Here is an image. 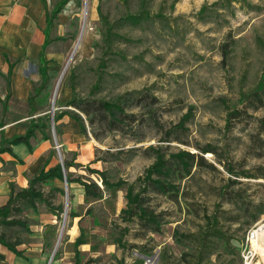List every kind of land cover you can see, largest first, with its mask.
Segmentation results:
<instances>
[{"label": "rangeland", "instance_id": "374dc122", "mask_svg": "<svg viewBox=\"0 0 264 264\" xmlns=\"http://www.w3.org/2000/svg\"><path fill=\"white\" fill-rule=\"evenodd\" d=\"M72 3L75 12L51 28L53 41L45 51L50 83L39 105L49 110L55 100L56 110L69 99L74 72L82 97L111 98L148 88L158 98L159 124L149 122L128 135L106 133L96 125L92 130L86 121L88 135L78 150L58 148L52 155L59 161L76 158L83 165L72 167L71 177L98 181L85 167L91 161L85 147L101 158L121 150V159L91 165L107 171L113 186L106 188L99 181L103 195L96 199L77 183L54 180L43 185L51 207L39 201L36 210L18 214L27 220L29 231L14 227L7 232L21 239L23 256L1 247L0 264H246L247 256V262L264 264V244H253L254 233L264 224V214H259L264 209V98L254 102L248 97L264 72V0H150L156 16L140 25L122 18L129 10L136 12L140 0ZM104 16L117 24L122 36L117 50L126 59L108 54L102 87L90 95L102 56ZM225 43L230 46L226 60ZM236 109L239 116L229 117ZM180 123L171 141H159ZM55 125L51 113L45 131L54 143L62 131L61 124L58 130ZM138 137L144 140L137 142ZM159 143L170 152L203 155L205 164L196 161L190 175L178 181L180 203L151 194L150 206L164 212L165 219L160 233L138 237V222L127 220L123 212L128 187L138 188L152 164L143 149ZM206 149L212 151L203 153ZM79 154L83 162L77 161ZM60 204L64 211L56 208L57 216L51 208ZM214 214L219 215L220 235L208 236L201 252L198 237L191 235L209 230L207 215Z\"/></svg>", "mask_w": 264, "mask_h": 264}, {"label": "trees", "instance_id": "16d2710c", "mask_svg": "<svg viewBox=\"0 0 264 264\" xmlns=\"http://www.w3.org/2000/svg\"><path fill=\"white\" fill-rule=\"evenodd\" d=\"M70 0H59L52 12H47V28L45 29L46 40L43 44V49L39 56V72L41 74V81L38 85L34 86L33 93L29 97V105L31 108V115L40 114L36 117H32L28 123L26 133L24 135L16 136L12 139L2 138L0 142V154L7 151H12L11 146L18 143L29 144L30 139L34 136L37 130L45 132L50 126L51 109L44 110L39 105L38 98L42 95V92L48 88L50 83L49 74V60L45 57V51L48 45L53 41L50 38V30L53 26L54 20L58 13L64 8V6ZM154 15L150 9V0H140L139 8L136 12L127 11L122 17L125 22L131 25H140L148 22ZM103 46L102 56L98 64V73L96 83L93 84L90 95H93L102 87L103 80L106 77L104 71L108 66L109 59L108 54H120L122 59L125 60L126 56L117 50V42L122 38L121 34L117 31V24L112 22L108 16L103 17ZM229 43H225L222 46L223 59L226 60L230 54ZM9 86V84H8ZM71 97L65 102L57 104L54 112L55 127L58 130V121L63 117L68 116L75 120L83 134L88 135L86 121L89 126L102 127L106 133L109 132H121L124 134H132L141 128L144 124L153 122L159 124L157 118V103L158 98L155 94L151 93L148 88L135 89L131 91H125L114 95L111 98H90L82 97L78 93L75 73L71 74ZM10 88L8 89V98L10 97ZM251 101H262L264 98V72L261 75L256 88L248 94ZM58 107H64L58 109ZM7 111V105H3V115L5 116ZM241 113L236 109L230 111L229 117H238ZM1 123H4L2 119ZM182 124L171 127L165 134L166 136L159 140L160 142L171 141L173 134ZM93 133V131H92ZM95 139H100V136L95 131L93 133ZM45 138L50 139V136L45 135ZM143 138H136L137 142H142ZM131 152H137L134 148L130 149ZM143 151L153 158L152 164L146 169V174L141 179V184L137 188V185H130L127 193V208L123 211L128 216L127 220H136L142 230L139 232L138 237H144L147 232L160 233L163 220L165 219L164 212H157L153 209L149 201L151 194H160L167 196L171 201L180 203V197H182L181 189L178 181L185 180L191 173L193 164L197 161V165L202 166L205 164V158L203 155L196 156L187 150H180L178 152H170L163 144H151L145 147ZM212 150L206 149L203 153L210 152ZM109 157L101 158L95 151V159L85 166L92 174L98 177V181L94 179H88L84 176L71 177L69 170L72 167L83 166L75 162L76 158L68 159L64 158L62 162H58L55 166L48 170L42 169L39 173L34 175L30 180L29 185L22 190L16 191L12 185V192L7 204L0 206V245L7 248L10 252L17 256H23L22 250L18 247L22 244L21 239L16 238L8 234L7 229L14 227H21L25 231H29V226L26 219H21L18 214L22 213L25 209H34L38 207V202H46L50 207V201L45 197L42 186L49 184L54 180L64 181L67 183L79 184L85 191V195L91 198H101L103 195V189L99 184V181L106 188L113 186V183L109 180L107 171H102L97 168L91 167L92 164L99 161H109L112 159H121V150L114 152H107ZM212 166V165H211ZM65 169V170H64ZM67 170V174H66ZM115 185V184H114ZM118 185V183H116ZM60 192L63 189L56 187ZM261 206V205H259ZM56 208L63 212V205L51 208L53 213L57 215ZM259 214H264V209L259 211ZM58 216V215H57ZM257 219L258 217L255 216ZM209 230L195 234L191 236L198 237V243L203 252L206 247L208 236H219L220 229H218V223L220 222L219 215L213 216L207 215ZM80 243V242H79ZM81 244V243H80Z\"/></svg>", "mask_w": 264, "mask_h": 264}, {"label": "crops", "instance_id": "0c3cea01", "mask_svg": "<svg viewBox=\"0 0 264 264\" xmlns=\"http://www.w3.org/2000/svg\"><path fill=\"white\" fill-rule=\"evenodd\" d=\"M58 1L0 0V142L2 138L12 139L24 135L30 119L40 115H31L28 100L33 85L41 81L39 56L46 40L47 12H52ZM73 1L70 0L64 6L54 23L75 12ZM45 57L48 59L46 52ZM9 88L11 94L8 98ZM4 103L7 105L5 116ZM64 118L58 121L62 131L57 143L66 152L77 151L86 136L75 120ZM45 133L48 134L47 131ZM45 135L43 137L42 132L37 130L29 144L12 145V151L0 154V206L7 204L12 185L16 191L22 190L43 168L48 170L60 162L52 155L58 149L56 142L45 138ZM85 151L88 159L93 161L96 157L94 149L86 146ZM77 161L83 162L81 154Z\"/></svg>", "mask_w": 264, "mask_h": 264}, {"label": "bare ground", "instance_id": "6f19581e", "mask_svg": "<svg viewBox=\"0 0 264 264\" xmlns=\"http://www.w3.org/2000/svg\"><path fill=\"white\" fill-rule=\"evenodd\" d=\"M64 75V74H63ZM60 82L62 81L61 79L58 80ZM57 90H55V96H56ZM253 244L257 248H261V245L264 244V224L255 232V236H253ZM263 248V246H262Z\"/></svg>", "mask_w": 264, "mask_h": 264}, {"label": "water", "instance_id": "95a60500", "mask_svg": "<svg viewBox=\"0 0 264 264\" xmlns=\"http://www.w3.org/2000/svg\"><path fill=\"white\" fill-rule=\"evenodd\" d=\"M58 86H59V84L56 86V90H57ZM54 98H55V93H54ZM54 105H55V100H54V103H53V107L50 110V112L52 113V123H53V126H54V112H55V106ZM56 147L59 148V145H58L57 142H56ZM60 162H62V160ZM65 181L67 182L66 178H65Z\"/></svg>", "mask_w": 264, "mask_h": 264}, {"label": "built area", "instance_id": "2783aa9c", "mask_svg": "<svg viewBox=\"0 0 264 264\" xmlns=\"http://www.w3.org/2000/svg\"><path fill=\"white\" fill-rule=\"evenodd\" d=\"M254 236H255V233H254ZM249 256L246 257V264H252V260H250V262H247V260H249Z\"/></svg>", "mask_w": 264, "mask_h": 264}]
</instances>
